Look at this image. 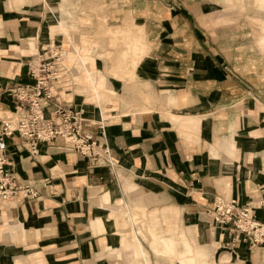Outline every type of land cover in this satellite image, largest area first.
<instances>
[{"label": "crops", "instance_id": "0c3cea01", "mask_svg": "<svg viewBox=\"0 0 264 264\" xmlns=\"http://www.w3.org/2000/svg\"><path fill=\"white\" fill-rule=\"evenodd\" d=\"M216 11L0 0V124L19 111L12 89L58 47L53 93L111 161L4 137L8 167L38 194L0 203V264H264V246L232 243L209 213L221 197L264 220V38L233 47L213 35Z\"/></svg>", "mask_w": 264, "mask_h": 264}, {"label": "built area", "instance_id": "2783aa9c", "mask_svg": "<svg viewBox=\"0 0 264 264\" xmlns=\"http://www.w3.org/2000/svg\"><path fill=\"white\" fill-rule=\"evenodd\" d=\"M38 63L30 67L33 84H18L12 89L19 111L14 118L0 124V203L9 201L16 194L36 197L38 192L30 183L20 181L8 167L4 137L17 135L32 152L39 143L61 139L69 150L85 157L92 165L111 164L108 150L100 144L89 129L93 123L76 110L63 104L53 93L59 78L64 52L58 47L49 49ZM51 108L52 117L44 111ZM100 127H102L100 125ZM214 224L231 236L232 243H247L249 247L264 246V220L255 217L249 203L240 204L236 199L216 197L209 209Z\"/></svg>", "mask_w": 264, "mask_h": 264}, {"label": "rangeland", "instance_id": "374dc122", "mask_svg": "<svg viewBox=\"0 0 264 264\" xmlns=\"http://www.w3.org/2000/svg\"><path fill=\"white\" fill-rule=\"evenodd\" d=\"M181 5L217 9L214 22L219 21L218 29H214L213 35L222 36L228 42L231 40L233 47L259 46L254 41L264 38V10L258 6L255 0H174ZM221 21V22H220ZM217 25V24H216ZM258 37V39L256 38ZM226 48L232 45L226 43ZM257 50V49H256ZM141 52V51H140ZM137 52V53H140ZM136 55V52H131ZM134 63V62H132Z\"/></svg>", "mask_w": 264, "mask_h": 264}]
</instances>
